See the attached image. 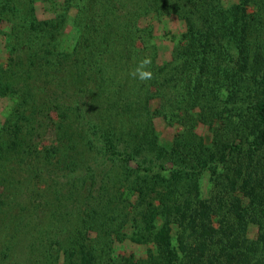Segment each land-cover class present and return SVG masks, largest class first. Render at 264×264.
Returning a JSON list of instances; mask_svg holds the SVG:
<instances>
[{
	"label": "trees",
	"instance_id": "16d2710c",
	"mask_svg": "<svg viewBox=\"0 0 264 264\" xmlns=\"http://www.w3.org/2000/svg\"><path fill=\"white\" fill-rule=\"evenodd\" d=\"M36 1L0 0V51L9 56L0 64V99L14 102L0 126V214L23 198L15 177L32 162L72 183L83 153L94 154L80 173L91 185L99 164L110 165L103 178L116 175L113 182L101 180L97 196L87 191L71 231L42 237L39 248L22 245L8 259L14 237L0 231V264H264V0L229 7L220 0H62L56 16L42 21L34 15ZM170 17L184 32L172 61L159 64L147 23ZM70 20L78 39L64 54L59 38ZM146 58L152 75L140 80L133 73ZM60 68L74 74L70 84L82 98L93 95L102 120L92 131L80 133L85 119L59 105L66 91ZM35 80L58 92L38 104L30 86ZM208 94L215 105L211 98L201 103ZM156 97L161 107L152 112ZM50 109L58 120H47L56 135L48 146L34 140L29 122ZM196 109L212 133L209 145L185 138L189 121L180 116ZM156 116L184 130L168 148L160 144ZM204 172L211 183L206 197L199 184ZM126 241L144 247V257L117 254L116 244ZM17 251L27 258L20 260Z\"/></svg>",
	"mask_w": 264,
	"mask_h": 264
},
{
	"label": "rangeland",
	"instance_id": "374dc122",
	"mask_svg": "<svg viewBox=\"0 0 264 264\" xmlns=\"http://www.w3.org/2000/svg\"><path fill=\"white\" fill-rule=\"evenodd\" d=\"M61 1L62 0H37L34 3L35 17L40 21L46 20L48 18H53L54 16H56V13L54 12L55 9L63 6V2ZM220 1L224 7H229L232 4L236 3V0ZM147 24H151V26L153 27V33L152 38L150 39V43L152 44V46H154V49L151 51L154 52L155 50V53H157L156 62L162 64L164 62L172 61L173 49L178 43L180 34L184 32L183 24L177 18L172 17L164 18L160 21L152 19L149 20ZM59 39L61 42L59 46L60 50L63 51L64 54L70 53L75 47L78 39V32L73 27L71 20L68 21V24ZM139 46L140 44L138 45V47ZM8 58V54L0 51V64L3 67L8 64ZM67 63H71V61L68 59L66 60L65 64ZM63 67H66V65ZM60 69L63 71L59 72L57 75L62 81L61 82L59 80V84L61 85H59L58 82L53 81L54 84L63 86L64 90L66 89V91L64 92L63 101L59 105L62 108L76 110L75 114L78 115V117H83L85 119V121H80V133L84 134L87 131H92V126L97 123L99 124V122L102 120V114L98 113L99 111L97 108V104L90 100L93 95L88 93V95H85L82 98V95H80L78 92H75L74 87L70 84L71 79H74V74H71V72L69 71L67 72V68ZM120 75L121 74H119V76ZM32 84V94L37 100L38 104L41 103V100L44 99L45 96L52 94L53 98L54 92H58L59 89L49 88L45 90V87H42L43 82L39 80H35V82L31 81V87ZM90 85L91 84L89 83V86ZM95 85L90 87H94ZM152 89L153 91L157 90L156 87H152ZM221 91L225 93L223 90ZM166 94L167 97L171 96L168 89H166ZM222 95L224 94L219 93L220 99L224 98ZM210 98L213 100L215 105V99H213L212 94H208L206 99L201 100V103H204L205 101V103H207V100L209 102ZM54 105L55 103H50L49 107H53ZM160 105V99L157 97L154 98L149 102V107L151 109L150 111L153 112L158 110L161 107ZM46 106L48 105L46 104ZM29 107L30 106L27 107V111H25L24 113L25 116L29 115ZM12 109L14 110V102L12 100L6 98L0 99V126L5 123V119L6 117H8V114ZM57 114V111H55L54 109H50L49 112L41 111L33 116L32 121L29 122V124L31 123V125L35 127L34 140L36 142L39 141L42 145L48 146L56 144V135L53 129L54 127L47 126L46 123L49 119L57 121ZM184 114L186 115L185 117L183 115H181L180 117L183 119L185 118L187 119V121H189L187 124L190 131L188 132L187 130H182V127L175 123L176 121H174V123L172 122L173 124L169 125L161 117H154V127L160 144L168 148L175 137L180 136V134H182V131H184L186 133L185 138H188L189 140H195V138H203L204 143L206 145H209L212 139V133L209 130V127L202 123L204 117L203 111L196 109V112H194L193 114H189V116L185 112ZM190 116L192 117V119ZM189 119L193 120L194 124L191 125V121ZM74 127L76 128V123H74ZM88 127H90V129ZM25 128L26 127H23V129ZM87 128L89 130H87ZM41 148L42 146L38 145V150H40ZM94 159H96V157H94V154L83 153L82 159L77 166L78 169L74 174V177L76 176L74 179L80 178V182L83 185L81 183L76 184L74 179L72 180V183H70V179L67 176H62L64 173H52L53 170H51L50 168H43L42 170H38L39 168H42L40 167L39 161H36V163L32 162L30 166H25L21 170H18L15 179L17 181L18 187H20L24 192V196L22 199H18L16 197L15 200H13V202L5 208V211L0 214V231H10L14 237V249L12 254L11 252H9L8 259H13V256H16L14 255L16 252L15 249H19L22 245H26L29 249H31V245L34 244L36 248H39L40 245L44 242L40 241L42 237H47L48 235V237L52 239L56 234L55 231H71L73 229L74 222L79 217H81V212L86 206V201L88 200L86 199V197L87 195H89L87 191L91 189V191L93 192L92 194L97 196L98 189L101 185V180L104 179L106 181L110 180L111 182H113L112 179H114L116 175L115 172H112L109 175L110 178H103V172H105L110 165L107 164L103 166L99 164L98 171L95 176L96 183L94 185H91V181L85 176V174L80 173L84 172V166H86L87 164H92V162H94ZM31 166H34L36 170H34V168H32ZM141 166L147 167V164ZM31 168L32 171L30 170ZM140 171H137V173L141 174L143 172ZM199 177L201 195L202 197H206L211 186V183L209 181V174L207 172H204ZM122 190L124 191V189ZM0 191L3 192V189L1 188ZM4 197L5 196L3 195V198ZM131 201H133L132 198H130V202ZM44 231H46V233L38 234V232ZM121 231L132 230L129 227H123ZM250 231H252L251 233L253 234L255 232V229L251 228ZM29 235H31L30 241ZM37 235H39L38 238H36ZM47 245L48 242H46V246L44 247L48 248L49 245ZM52 248H56V250L59 249L56 246H52ZM51 252L53 254L57 253L54 250ZM145 252L146 251L144 247H139L137 245L131 244L128 241L123 242L122 245L118 243L116 244V253L124 257L133 254L136 255V257L141 258L144 257ZM35 253L36 250L34 254ZM17 254L19 255L20 260L27 258L23 252L17 251ZM38 262L34 261L31 264H37ZM2 264H12V262L10 260H7V262H3Z\"/></svg>",
	"mask_w": 264,
	"mask_h": 264
},
{
	"label": "clouds",
	"instance_id": "9594fccd",
	"mask_svg": "<svg viewBox=\"0 0 264 264\" xmlns=\"http://www.w3.org/2000/svg\"><path fill=\"white\" fill-rule=\"evenodd\" d=\"M150 60L149 59H144L139 66L137 67V69L135 70V72L133 73V75L140 79V80H147L151 78V72L146 70L147 66L150 64Z\"/></svg>",
	"mask_w": 264,
	"mask_h": 264
}]
</instances>
